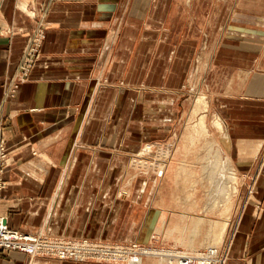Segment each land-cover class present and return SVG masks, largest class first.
<instances>
[{
    "label": "crops",
    "instance_id": "crops-1",
    "mask_svg": "<svg viewBox=\"0 0 264 264\" xmlns=\"http://www.w3.org/2000/svg\"><path fill=\"white\" fill-rule=\"evenodd\" d=\"M24 3L46 9L45 41L29 80L6 98L3 85L14 75L34 28L21 10ZM133 23L141 24L148 48L153 38L178 39L168 48L163 42L158 64L164 56L177 70L189 62L191 72H206L207 88H221L215 95L208 88L209 111L201 118L206 131L196 129L189 143H177L175 167L161 178L117 173L134 150L130 142L150 133H143L132 94L111 82L92 88L115 72L112 54L133 37ZM71 38L84 42L70 46ZM101 39L106 40L102 48L96 46ZM212 71L218 75L210 79ZM175 83L163 78L156 86L195 80L191 74ZM215 101L220 110L211 109ZM173 118L175 126L191 115ZM215 120H221L220 129ZM0 136L10 151L0 216L13 229L67 237L99 232L100 238L114 239L122 230L125 238L136 232L145 243L194 251L221 238L215 222L222 221L223 233L231 229L236 206L226 264H264V170H253L264 145V0H0ZM213 150L235 168L239 187L232 199L217 204L212 185L201 190L197 185L210 184L197 168L209 165ZM247 184H253L251 192L242 193ZM0 264L97 263L8 252L0 255ZM141 264L160 263L146 257Z\"/></svg>",
    "mask_w": 264,
    "mask_h": 264
},
{
    "label": "rangeland",
    "instance_id": "rangeland-1",
    "mask_svg": "<svg viewBox=\"0 0 264 264\" xmlns=\"http://www.w3.org/2000/svg\"><path fill=\"white\" fill-rule=\"evenodd\" d=\"M25 12L33 21L34 28L32 32L28 35L26 39L25 46L19 60L18 66L15 70L14 75L4 83L3 85V96L6 98H13L17 95V92L22 84L29 80L30 74L34 66L39 60L41 55L42 47L45 41V31H46V23H45V12L46 9L32 10L29 9L27 5L23 6L21 9ZM140 12H142L140 10ZM131 31H133V37L124 39L123 46L121 47L120 40H118V49H115V52L112 54L113 57H117V67L115 68L114 73H106L102 76V80L96 81L95 85L92 87L94 90H100L105 87L109 82L116 84V87H112L118 90H126V93H130L134 99V112H139L138 119L143 121V133H150L147 135H143V139L140 142L135 139L130 142V144L134 147V150L130 151L129 160L127 161L126 167H118L117 173H127L129 175H137V176H145V175H154L157 178L163 177L165 174L172 173L173 167H175V163L173 160L174 156V148L177 143L183 141L185 143H189L187 138H189V133H196V129L199 130L201 127L199 122H202V129L206 131V127L202 115L208 110L209 104L207 99V94H209V89L214 91V95L217 94V90L221 89L220 87H206L205 82L203 81L207 75L205 71L191 72L188 70L189 62H183L179 64V67L182 69H175L172 60H168L169 58H165V56L161 59V63L158 64L159 55L157 54L160 50L159 47L162 46L163 42L168 48L171 43L177 42L178 39H168L162 40V38H153L150 39L149 42L150 48L148 45L145 46L146 40L141 37V24L133 23L131 24ZM137 35H139L137 37ZM105 39H101L97 42L96 46H100L102 48L105 43ZM201 40H199L200 42ZM212 41V40H209ZM84 42L83 40L77 38H71L69 40V45L74 46L77 44ZM127 48V49H125ZM197 47L193 50L195 51ZM150 51L149 54H145L146 51ZM199 52L200 48L198 49ZM107 57H110L109 55ZM189 58V54H187L182 60L186 61ZM104 63V62H103ZM125 67H128L125 70ZM159 67V68H158ZM167 68V69H166ZM192 74V79L195 80V83L192 84H183L181 86H167V87H158L156 86L161 79L168 78L171 79L172 83L175 84L181 83L184 79H189ZM232 74V72H231ZM218 73L216 71L209 72V78L217 77ZM113 81H111V80ZM176 80V81H173ZM149 98V99H148ZM149 100V105H147V101ZM145 102V103H144ZM216 102V101H215ZM213 102L211 105V109H218V103ZM124 111V110H122ZM187 115H191V119H185L181 122V117L177 120L180 121L177 125L173 126L175 118L174 114L178 113V116H181L184 113ZM193 117V118H192ZM198 119V122H197ZM184 121L186 122L184 124ZM136 122V121H135ZM165 122V123H164ZM197 122V123H196ZM132 126L137 129L140 125L139 123H131ZM184 124V125H183ZM214 125L217 128H221V120H215ZM143 126V125H142ZM140 130V129H139ZM119 137V136H118ZM226 139V137L224 136ZM4 142L7 147L8 152V162H10V151L7 146V142L4 138L0 136V143ZM120 141H118L119 143ZM172 166V167H171ZM8 167V166H7ZM189 170L190 168H181ZM205 169V167H204ZM232 182L226 186L229 189L230 199H232L237 190H239L237 182H234L235 176H237V172L235 168H232ZM256 169L257 174L263 173L264 170V145L256 157V162L253 170ZM6 172V171H5ZM205 170L202 168H197V173L204 174ZM224 172V171H223ZM222 174V172H219ZM218 173V174H219ZM233 173L235 175H233ZM5 175V173H4ZM206 175V172H205ZM216 175V174H215ZM4 187L2 191L6 187L5 177L3 176ZM222 182L217 184L215 188V192L218 194L215 195V199L220 197V192L218 193L219 188H221ZM196 185V184H195ZM199 185L198 189L201 190V186L207 187L210 189L213 184H197ZM209 185V186H208ZM216 185V184H215ZM221 185V186H220ZM232 185V186H230ZM253 184H247L246 187L240 189L242 193L245 191L248 194L252 190ZM219 186V188H218ZM218 188V190L216 189ZM213 189V188H212ZM227 189V190H228ZM0 192V197L1 193ZM222 193V190H220ZM218 199V198H217ZM218 199V200H219ZM228 198L226 197V201ZM238 205V204H237ZM234 209V208H233ZM232 209V214L230 216V230L228 232H219L218 229L215 230L216 233H219L221 238L215 242L213 246L214 252L211 253L212 247H201L194 251H187L181 247H172V246H157L152 243L142 242L138 237H136V232L133 234L134 237L125 238L122 230H118L116 235L118 238H100L99 232H86V234H82L80 237L73 236H61V235H52V234H30L34 236L41 235L42 237L49 239H63V240H87L90 243L102 246L109 247L111 249L120 250L119 257H111L112 260L108 262H97L95 259H86L83 261L66 259L61 261H69V262H85V263H97V264H141L143 259L146 257L155 258L159 261L160 264H179L176 262H171L172 252H176L178 255H195L194 257H198V261H195V264H226L228 258V247L230 241H227L228 237H232L234 234V225L238 221V214L235 209ZM138 216V215H136ZM139 217V216H138ZM6 218V217H5ZM7 221V218H6ZM8 223V222H7ZM9 226V225H8ZM10 227V226H9ZM122 227V225H118V228ZM11 228V227H10ZM117 228V229H118ZM13 229V228H12ZM16 230V229H15ZM19 231V230H17ZM21 232V231H19ZM24 233V232H21ZM28 234V233H26ZM215 234V233H214ZM223 235V236H222ZM224 236L225 239H224ZM223 238V239H222ZM222 239V240H221ZM224 240V241H223ZM136 247V248H135ZM185 252V253H184ZM2 253H8L4 251H0V255ZM181 253V254H180ZM184 253V254H183ZM197 253V254H196ZM22 254V253H21ZM115 255V253H114ZM163 255V257L161 256ZM28 256V255H27ZM35 257L39 258H47V259H56L53 257H44L42 255H37ZM122 257V259H121ZM119 258V259H118ZM167 258V260H166ZM176 258V257H175ZM201 258V259H200ZM165 259V260H164ZM206 259V260H205ZM208 259V260H207ZM115 260V261H114ZM200 260V261H199Z\"/></svg>",
    "mask_w": 264,
    "mask_h": 264
},
{
    "label": "built area",
    "instance_id": "built-area-1",
    "mask_svg": "<svg viewBox=\"0 0 264 264\" xmlns=\"http://www.w3.org/2000/svg\"><path fill=\"white\" fill-rule=\"evenodd\" d=\"M7 162V147L4 142H1L0 192L4 187L3 176L8 166ZM0 251L18 252L28 255L30 257L42 255L44 257H53L58 258L60 260L73 259L83 261L86 259H95L97 262L111 261V257H119V253H121L120 250L114 251V249H111L109 247H102L90 243L87 240L68 241L63 240L62 238L52 240L49 238L42 237L41 235L34 236L26 233H21L8 226L5 216H0ZM171 255V259H173L171 262L174 261L179 264H195V261H198V257H192V255H177L176 252H172Z\"/></svg>",
    "mask_w": 264,
    "mask_h": 264
},
{
    "label": "bare ground",
    "instance_id": "bare-ground-1",
    "mask_svg": "<svg viewBox=\"0 0 264 264\" xmlns=\"http://www.w3.org/2000/svg\"><path fill=\"white\" fill-rule=\"evenodd\" d=\"M199 125L201 126L200 128H202V122L200 121L199 122ZM215 147V146H214ZM208 152H210V151H208ZM208 152H207V154H208ZM211 153V158H212V160L211 161H209V165H207L206 163H204V166H205V169L203 168V170H205V172H206V175L209 177V181H210V183L211 184H213L212 185V188L213 189H211L212 190V192L213 193H215L214 195H216L217 193L215 192L216 190H215V188H214V186L216 187L217 186V184H219L220 182H222V186H221V188H219V186H218V188L220 189V190H222V193H221V191L220 190H218V188H216L217 190H218V193L220 192V195H221V198L224 200V199H226V197H228L229 195H230V191H229V187L228 188H226V186H228V184H230V183H228L229 181L228 180H230L231 182H232V172H231V170H232V168L228 165V164H225V163H223L222 161H221V158H220V154L218 153V151L217 150H213L212 152H210ZM209 155V154H208ZM207 156V155H206ZM210 158V157H209ZM210 160V159H209ZM226 162V161H225ZM206 164V165H205ZM203 166V167H204ZM224 171V172H223ZM205 172H204V174H205ZM219 172H222V174L221 173H219ZM219 173V174H218ZM216 174V175H215ZM224 181V182H223ZM216 184V185H215ZM209 186V185H208ZM230 186H232V185H230ZM228 189V190H227ZM209 194H211V193H209ZM213 195V194H212ZM218 195V194H217ZM216 195V196H217ZM211 197H213V196H211ZM218 199L220 198V197H217ZM210 199H212V198H210ZM212 200L213 202V204L214 203H218V201L220 200ZM226 201V200H225ZM215 204V205H216ZM219 205V204H218ZM214 206V205H213ZM203 220V219H202ZM201 221V220H200ZM220 222H222V221H220ZM220 222H215L214 224H213V228H214V230H217V229H222L223 230V226L221 225L222 223H220ZM220 223V224H219ZM198 225V224H197ZM215 242H217V240L215 239L214 240V244H215ZM214 244H213V246H214ZM213 246L211 245V246H208V247H212L211 248V250L210 251H212L213 250ZM215 250V249H214ZM214 250L211 252V253H213L214 252ZM190 251V250H189ZM185 253V252H184ZM183 253V254H184ZM190 253H191V251H190ZM181 254V253H180ZM197 254V253H196ZM178 255V254H177ZM186 255V254H185ZM191 255V254H190ZM188 256V255H187ZM163 257V256H162ZM193 257H194V255H193ZM164 258V257H163ZM201 259V258H200ZM165 260V259H164ZM166 260H167V258H166Z\"/></svg>",
    "mask_w": 264,
    "mask_h": 264
}]
</instances>
